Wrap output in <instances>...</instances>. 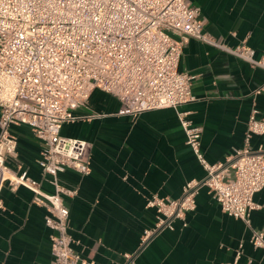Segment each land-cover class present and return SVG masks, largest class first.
<instances>
[{
    "label": "crops",
    "instance_id": "1",
    "mask_svg": "<svg viewBox=\"0 0 264 264\" xmlns=\"http://www.w3.org/2000/svg\"><path fill=\"white\" fill-rule=\"evenodd\" d=\"M188 1L198 8L202 30L216 42L245 44L255 58L264 55V0ZM178 70L192 76L193 99L177 108L119 115V100L94 89L73 111L77 118L62 124L61 135L89 143V172L66 168L57 178L59 186L74 191L60 196L69 209L71 246L81 259L77 264H264V249L250 241L252 229L264 233V188L253 195L257 207L249 213V225L224 213L201 186L195 208L174 219L172 229L163 227L141 240L158 215L146 198H178L187 181L205 176L185 142L177 112L201 126L200 150L210 163H224L244 146L252 108L264 115V92L254 93L264 84V68L189 37ZM10 132L17 146L6 163L13 172L25 173L37 192L0 186V264H51L50 214L33 198L54 194L55 185L38 164L42 144L30 127L13 124ZM249 145L264 149V135H252Z\"/></svg>",
    "mask_w": 264,
    "mask_h": 264
},
{
    "label": "built area",
    "instance_id": "2",
    "mask_svg": "<svg viewBox=\"0 0 264 264\" xmlns=\"http://www.w3.org/2000/svg\"><path fill=\"white\" fill-rule=\"evenodd\" d=\"M197 13L188 0H0V186L11 190L25 186L37 192L25 173L13 172L6 163L17 146L10 126L25 124L41 141L38 164L56 190L44 199L33 198L50 214L46 223L52 229L51 264L81 260L71 246L69 209L60 196L74 191L59 186L57 178L66 168L89 172V143L63 136L60 130L77 118L73 111L94 89L115 96L120 102L117 113L132 117L192 100V76L178 70L189 37L264 68V55L255 58L253 48L227 47L206 34ZM261 92L264 84L254 91ZM177 115L205 176L187 181L178 198H146V206L154 207L158 215L154 227L143 231L142 242L163 227L172 229L174 219L193 210L201 186L208 188L224 213L249 225V213L257 207L253 195L264 188V149L261 145L252 150L249 145L252 135H264V115L257 108L248 116L244 146L224 163L205 159L201 126L193 124L186 112ZM250 241L264 249L263 231L252 229Z\"/></svg>",
    "mask_w": 264,
    "mask_h": 264
}]
</instances>
